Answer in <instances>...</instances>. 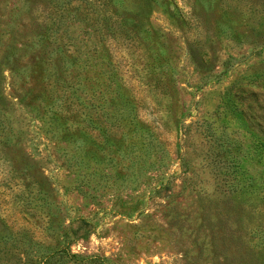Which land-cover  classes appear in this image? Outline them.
<instances>
[{
	"label": "rangeland",
	"instance_id": "obj_1",
	"mask_svg": "<svg viewBox=\"0 0 264 264\" xmlns=\"http://www.w3.org/2000/svg\"><path fill=\"white\" fill-rule=\"evenodd\" d=\"M262 134L264 0H0V264H264Z\"/></svg>",
	"mask_w": 264,
	"mask_h": 264
},
{
	"label": "trees",
	"instance_id": "obj_2",
	"mask_svg": "<svg viewBox=\"0 0 264 264\" xmlns=\"http://www.w3.org/2000/svg\"><path fill=\"white\" fill-rule=\"evenodd\" d=\"M86 99H89L90 101H92L93 98L92 96H90V97H87ZM104 100L106 101L108 99L104 98ZM119 101H120V105H116V102H119ZM95 108L96 107H92V108L90 107V109H95ZM97 108L99 109L100 113L96 112L95 113L97 114L96 117L103 119V122H106L111 127L113 126L116 127V125H120V124L122 125V123H127L131 126L134 125L133 131L141 130V135L140 134L136 135V137L137 138L145 137L147 133V130H146L147 126L145 125V122L142 120V118L139 117L138 109L136 108L133 99L127 96L125 93H120L118 95V99L114 101V104L112 107L110 105L107 106L102 103L98 105ZM243 110L244 109L242 108L241 109L238 108V113L243 114L244 112ZM256 145L258 149H262V152H264V134H262V136L259 137V140L257 141ZM140 156L137 158L138 163H142V160H138ZM140 168H142V166H140Z\"/></svg>",
	"mask_w": 264,
	"mask_h": 264
}]
</instances>
